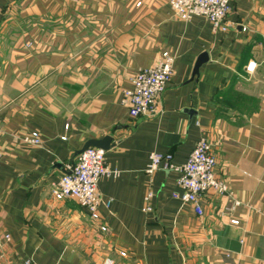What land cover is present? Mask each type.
Returning a JSON list of instances; mask_svg holds the SVG:
<instances>
[{
	"label": "crops",
	"instance_id": "1",
	"mask_svg": "<svg viewBox=\"0 0 264 264\" xmlns=\"http://www.w3.org/2000/svg\"><path fill=\"white\" fill-rule=\"evenodd\" d=\"M229 3L221 31L169 0H0V264H264V0ZM164 50L158 112L132 117L123 90ZM30 131L39 146L23 142ZM105 136L119 176L99 179L110 206L93 221L51 187ZM201 137L230 195L206 191L198 215L173 197L178 171L145 168L152 152L182 165Z\"/></svg>",
	"mask_w": 264,
	"mask_h": 264
},
{
	"label": "built area",
	"instance_id": "2",
	"mask_svg": "<svg viewBox=\"0 0 264 264\" xmlns=\"http://www.w3.org/2000/svg\"><path fill=\"white\" fill-rule=\"evenodd\" d=\"M169 5L173 14L180 19L188 20L194 16H201L218 30L228 29L226 17L230 11L229 0H169ZM173 63L174 55L164 50L153 65L143 67L136 72L131 81L132 86L123 90L121 99L130 116H153L158 112V101L173 74ZM255 67L256 62L250 60L245 65V72L251 74ZM22 140L31 146L41 144V137L37 131L26 133ZM161 165L178 171L177 186L180 190L174 192L173 197L193 205L198 215L203 214L200 198L206 191L212 189L217 193L230 195L227 183L215 174L216 159L211 150V143L206 137L199 138L186 161L179 166L172 163L170 153H150L145 171L152 173ZM103 176L118 177L119 170L110 168L106 164L104 149L89 146L77 154L72 163L67 164L64 173L53 183L51 194L57 200L65 198L76 200L87 210L91 220L97 221L100 219L99 206L101 204L110 206V201H103L97 190L98 181ZM151 197V192L145 195L144 211H151L152 207L149 205ZM239 204V201H234L233 207ZM230 222L237 224L238 220L230 219ZM99 229L106 231L107 227L100 224ZM4 238L8 239L9 235L5 234ZM118 254L122 257L126 256L123 250L118 251ZM23 264L30 262L26 261ZM102 264H115V261L111 257H106Z\"/></svg>",
	"mask_w": 264,
	"mask_h": 264
},
{
	"label": "water",
	"instance_id": "3",
	"mask_svg": "<svg viewBox=\"0 0 264 264\" xmlns=\"http://www.w3.org/2000/svg\"><path fill=\"white\" fill-rule=\"evenodd\" d=\"M200 58L195 65V71H197V68H198L199 64L201 63L202 59H200ZM110 141H111L110 136H105L101 139H90L83 145V147L80 150L76 151L74 153V155L79 154L81 151H83L84 149H86L89 146H95V147L102 148V149H108L110 147Z\"/></svg>",
	"mask_w": 264,
	"mask_h": 264
}]
</instances>
